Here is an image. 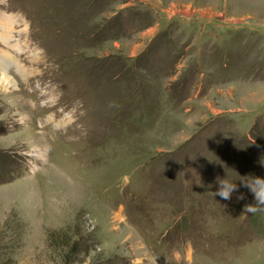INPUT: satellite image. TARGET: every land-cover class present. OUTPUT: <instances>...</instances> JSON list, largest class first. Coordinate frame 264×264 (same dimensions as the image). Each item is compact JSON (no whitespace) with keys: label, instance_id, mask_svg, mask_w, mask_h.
<instances>
[{"label":"rangeland","instance_id":"374dc122","mask_svg":"<svg viewBox=\"0 0 264 264\" xmlns=\"http://www.w3.org/2000/svg\"><path fill=\"white\" fill-rule=\"evenodd\" d=\"M4 15L0 49L28 76L12 64L18 88L0 87V264H264L240 184L264 178V0H0Z\"/></svg>","mask_w":264,"mask_h":264},{"label":"bare ground","instance_id":"6f19581e","mask_svg":"<svg viewBox=\"0 0 264 264\" xmlns=\"http://www.w3.org/2000/svg\"><path fill=\"white\" fill-rule=\"evenodd\" d=\"M8 16V15H7ZM9 18V16H8ZM8 18L6 17V15L4 16H0V41H2L3 44L5 45H8L11 44V40H13L15 38V35H14V28L11 27V25L9 26L8 24ZM11 18V16H10ZM15 19V18H14ZM24 44V43H23ZM7 46V47H8ZM12 47L15 49V48H18L19 50L22 49V46L20 45H14L12 44ZM18 50V52H19ZM17 56H13V54L9 51H5V50H2L0 49V68H1V78H0V87L2 89H6L9 91V89H17L18 88V84H17V81L16 79L13 77V75H11L9 73V69L8 67H10V65L12 64H15L17 66H22L24 65L23 62L21 63V61H17ZM38 60V59H37ZM26 61V60H25ZM34 63H35V60H34ZM35 66V65H34ZM26 65H24V67L22 66L20 68V76L23 77V79H26L27 78V72H28V69L25 68ZM31 73V72H30ZM27 75V76H26ZM1 93V92H0ZM5 96V95H4ZM51 102V101H50ZM41 139V138H40ZM57 176V180L55 178H53V181H57L56 184H58L56 187H57V191H64V196L67 197V196H70L72 197L74 200H75V195H76V188L69 185L68 183L65 182L64 179H62L60 175H56ZM66 186L69 188L67 189ZM60 189V190H59ZM68 198V197H67ZM71 199V198H70ZM69 207L72 206L70 200L66 203ZM65 203L62 204L63 208L65 206H67ZM74 208V207H73ZM67 212V211H66ZM67 214V213H66ZM112 220V223H122V220L118 218H116L115 216H113L111 218ZM110 221V220H109ZM111 225V223H109ZM116 224V225H117ZM114 225V224H113ZM115 227V226H114ZM117 229V228H116ZM129 232V231H128ZM132 234V233H131ZM135 245H137V248L139 249H142V246H141V243H139L137 241V243H135ZM143 250V249H142ZM152 263V262H151Z\"/></svg>","mask_w":264,"mask_h":264},{"label":"clouds","instance_id":"9594fccd","mask_svg":"<svg viewBox=\"0 0 264 264\" xmlns=\"http://www.w3.org/2000/svg\"><path fill=\"white\" fill-rule=\"evenodd\" d=\"M264 164V158L261 159ZM216 183L219 185L218 190L214 193L224 200H230L234 192L239 191L238 185L225 178L217 177ZM240 184L248 188L255 197V204H248L244 208V213L255 214L258 211H264V178L256 176L242 177ZM245 197L240 195L238 199L243 200Z\"/></svg>","mask_w":264,"mask_h":264}]
</instances>
